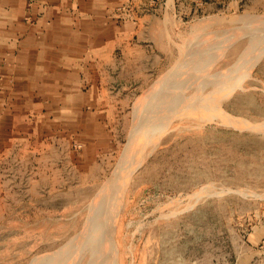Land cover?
Masks as SVG:
<instances>
[{"label": "rangeland", "instance_id": "374dc122", "mask_svg": "<svg viewBox=\"0 0 264 264\" xmlns=\"http://www.w3.org/2000/svg\"><path fill=\"white\" fill-rule=\"evenodd\" d=\"M32 1L0 0V264H264V0Z\"/></svg>", "mask_w": 264, "mask_h": 264}, {"label": "crops", "instance_id": "0c3cea01", "mask_svg": "<svg viewBox=\"0 0 264 264\" xmlns=\"http://www.w3.org/2000/svg\"><path fill=\"white\" fill-rule=\"evenodd\" d=\"M32 4H36L37 7L40 5V6H45V8L47 7V8L57 9L60 7H64L65 5L76 6V4H80V0H34L32 1Z\"/></svg>", "mask_w": 264, "mask_h": 264}, {"label": "bare ground", "instance_id": "6f19581e", "mask_svg": "<svg viewBox=\"0 0 264 264\" xmlns=\"http://www.w3.org/2000/svg\"><path fill=\"white\" fill-rule=\"evenodd\" d=\"M89 238V237H88ZM85 240H86V238H85ZM105 250V249H104ZM86 254V253H85ZM79 259V258H78ZM79 261V260H78Z\"/></svg>", "mask_w": 264, "mask_h": 264}]
</instances>
